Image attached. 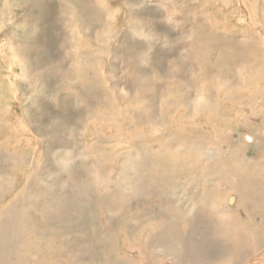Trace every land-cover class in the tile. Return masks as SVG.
Instances as JSON below:
<instances>
[{
	"label": "rangeland",
	"instance_id": "374dc122",
	"mask_svg": "<svg viewBox=\"0 0 264 264\" xmlns=\"http://www.w3.org/2000/svg\"><path fill=\"white\" fill-rule=\"evenodd\" d=\"M263 92L264 0H0V264L260 262Z\"/></svg>",
	"mask_w": 264,
	"mask_h": 264
},
{
	"label": "bare ground",
	"instance_id": "6f19581e",
	"mask_svg": "<svg viewBox=\"0 0 264 264\" xmlns=\"http://www.w3.org/2000/svg\"><path fill=\"white\" fill-rule=\"evenodd\" d=\"M246 24V23H245ZM106 30V29H105ZM121 31V30H120ZM110 34V33H109ZM106 36V35H105ZM262 66V65H261ZM246 67V66H245ZM200 69V68H199ZM180 70V69H179ZM208 70V69H207ZM262 71V70H261ZM37 74V73H36ZM78 74V73H76ZM156 78V77H155ZM159 80V79H158ZM260 83V82H259ZM125 87V86H124ZM123 87V88H124ZM73 89V88H72ZM120 89V88H119ZM161 89V88H160ZM87 90V89H86ZM121 90H126V89H121ZM120 91V90H119ZM123 91V92H124ZM128 91V89H127ZM91 92V91H90ZM121 93V92H120ZM264 93V92H263ZM200 94V93H199ZM92 96V95H91ZM93 97V96H92ZM215 98V97H214ZM262 99V98H261ZM199 101V100H198ZM214 101V100H213ZM230 101V100H229ZM261 101V100H260ZM178 102V101H177ZM197 102V101H196ZM228 102V101H227ZM226 102V103H227ZM201 103V102H200ZM199 103V104H200ZM108 104V103H107ZM186 104V103H185ZM196 104V103H195ZM249 104V103H248ZM258 104V103H257ZM198 106V105H197ZM138 108V107H137ZM203 108V107H201ZM139 109V108H138ZM161 110V109H160ZM252 110V109H251ZM233 111V110H232ZM134 112V111H133ZM92 113V112H91ZM230 113V112H229ZM136 115V114H135ZM222 116V114H220ZM229 115V114H228ZM111 116V115H110ZM175 116V115H174ZM139 117V116H138ZM143 117V116H142ZM239 117V116H238ZM154 119V118H153ZM199 119V118H198ZM208 119V118H207ZM203 120V119H202ZM207 121V120H206ZM215 121V119H214ZM216 122V121H215ZM118 123V122H117ZM208 124V122H205ZM152 124V123H151ZM171 124V123H170ZM180 124V123H179ZM88 125V124H87ZM95 125V124H94ZM181 125V124H180ZM171 126V125H170ZM183 126V125H181ZM179 126V127H181ZM194 126V125H193ZM128 127V126H127ZM185 128V126H183ZM203 127V126H202ZM201 127V128H202ZM187 128V127H186ZM196 128V127H195ZM199 128V127H198ZM172 129V128H171ZM194 129V128H193ZM185 130V129H184ZM115 131V129H114ZM146 131V130H145ZM158 131V130H157ZM144 132V131H143ZM115 133V132H114ZM116 134V133H115ZM136 134V133H135ZM195 134V133H194ZM119 135V134H118ZM139 135V134H138ZM173 135V134H172ZM120 137V136H119ZM100 138V137H99ZM108 138V137H107ZM147 138V137H146ZM150 139V137H149ZM250 139V138H249ZM93 140V139H92ZM165 140V139H164ZM250 141V140H249ZM159 143V142H158ZM163 143V142H162ZM185 144V143H184ZM183 144V145H184ZM150 145V144H149ZM146 147V146H145ZM152 147V146H151ZM157 150V149H156ZM153 154V153H152ZM157 156V155H156ZM210 156V155H209ZM223 156V155H222ZM229 157V156H227ZM156 158V157H155ZM197 158V157H196ZM200 158V157H199ZM100 159V158H99ZM129 160V159H128ZM151 163V162H149ZM191 164V163H189ZM194 165V164H193ZM169 166V165H168ZM230 167V166H229ZM164 168V167H163ZM172 168V167H171ZM242 168V167H241ZM122 169V168H121ZM244 169V168H243ZM174 170V169H173ZM33 171V170H32ZM109 175V174H108ZM112 175V174H111ZM103 180V179H102ZM112 180V179H111ZM85 181V180H84ZM109 181V180H108ZM113 181V180H112ZM99 182V181H98ZM102 182V181H101ZM115 182V181H114ZM98 184V183H97ZM96 184V185H97ZM99 185V184H98ZM109 185V184H108ZM223 185V184H222ZM112 186V185H111ZM118 186V185H117ZM221 186V185H220ZM103 187V186H102ZM106 188V187H105ZM115 188V187H114ZM226 188V187H225ZM120 189V188H119ZM121 190V189H120ZM199 191V190H198ZM231 191L234 192L239 200V204L240 206L244 207V209L248 210V209H252L255 208V210H260L263 213V216L260 215V221H259V225H262V232L264 231V186L263 185H258L255 181L252 180V178L249 175L244 176V178L242 180L237 179L235 182L232 183L231 186ZM201 192V191H200ZM229 193V191H227ZM104 193V192H103ZM85 194V193H83ZM81 193V195H83ZM217 194V193H216ZM92 195V194H91ZM88 195V196H91ZM108 195V193H107ZM84 196V195H83ZM82 196V197H83ZM94 196V195H93ZM109 196V195H108ZM86 197V196H85ZM103 197V196H102ZM89 198V197H87ZM86 199V201H88ZM92 198V197H90ZM101 197H99L100 199ZM116 198V197H114ZM259 198L263 199V201H260ZM84 199V198H83ZM84 199V200H85ZM107 199V197H106ZM94 200V197H93ZM204 200V199H203ZM259 201V205H257V202ZM53 202V201H52ZM100 202V201H99ZM104 202V201H103ZM203 202V201H202ZM234 202V197L231 196L230 194L227 196L226 198V203H228V205H232ZM96 203V202H95ZM193 203V202H191ZM225 203V202H224ZM48 204V203H47ZM50 204V201H49ZM93 204V203H92ZM195 204V203H194ZM207 204V203H206ZM52 205V203H51ZM102 205V204H101ZM104 205V204H103ZM187 205V204H186ZM193 205V204H192ZM11 206V205H9ZM8 206V208H9ZM99 206V205H98ZM226 206V204H225ZM228 206V207H229ZM15 207V205H14ZM238 207V206H237ZM242 207V208H243ZM4 208V207H3ZM184 208V207H183ZM182 208V209H183ZM189 208V207H188ZM196 208V207H195ZM233 208V207H232ZM16 209V207L14 208ZM228 209V208H227ZM230 209V208H229ZM200 210V209H199ZM238 210V209H237ZM102 211V210H101ZM231 211V210H230ZM239 211V210H238ZM245 212L244 210L241 209L240 213ZM9 212V211H8ZM12 212V211H11ZM141 213V212H140ZM222 213V212H221ZM235 213V212H234ZM237 213V212H236ZM239 213V214H240ZM139 214V213H138ZM217 214V213H216ZM224 214V213H223ZM227 214V213H226ZM233 214V213H232ZM5 215V214H4ZM140 215V214H139ZM232 216V215H231ZM243 216H245L243 214ZM242 216V217H243ZM25 217V216H24ZM225 217V216H224ZM233 217V216H232ZM241 217V219H242ZM227 218V217H226ZM246 218V217H245ZM259 218V217H258ZM234 219V217H233ZM251 219V218H250ZM224 220V219H223ZM257 220V219H256ZM200 221V220H199ZM225 221V220H224ZM232 221V220H231ZM236 221V220H235ZM213 222V221H212ZM200 223V222H199ZM211 223V222H210ZM217 223V222H216ZM252 223V222H251ZM124 224V223H123ZM162 224V222H161ZM228 224V223H227ZM253 224H255L253 222ZM208 225V224H207ZM210 225V224H209ZM252 225V224H251ZM253 226V225H252ZM230 227V226H229ZM200 229V228H199ZM211 229V228H210ZM226 229V228H225ZM233 229V228H232ZM218 230V229H217ZM224 230V229H223ZM261 230V227H260ZM204 231V230H203ZM49 232V231H48ZM211 233V231H210ZM228 235L226 236V247H225V251H226V255H228V258L225 260L226 263L232 264L234 260L236 259H240V258H244L247 256L248 253V248L246 247L247 244L246 242L250 239V235L241 227L238 226L236 227L235 231L230 230L228 233ZM148 235V234H147ZM5 236V234H4ZM37 237V236H36ZM4 238V237H3ZM220 245V244H219ZM252 246V245H251ZM138 249V248H137ZM164 252V251H163ZM218 252V251H217ZM263 253V252H262ZM141 254V253H140ZM205 255V254H204ZM217 255V254H216ZM215 258V257H214ZM257 258V257H256ZM255 258V259H256ZM260 258V257H258ZM7 259V258H6ZM254 259V257H253ZM250 260V259H249ZM4 261V260H3ZM260 262L256 263V264H264V255H262L261 259L259 260ZM237 262V261H236ZM14 263V262H13ZM12 263V264H13ZM202 263V262H201ZM247 263V262H246Z\"/></svg>",
	"mask_w": 264,
	"mask_h": 264
}]
</instances>
